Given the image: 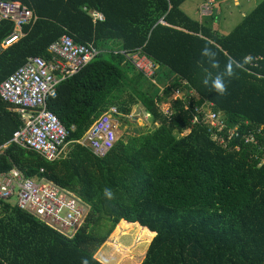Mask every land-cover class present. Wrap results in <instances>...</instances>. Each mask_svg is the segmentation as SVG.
<instances>
[{
  "label": "trees",
  "instance_id": "1",
  "mask_svg": "<svg viewBox=\"0 0 264 264\" xmlns=\"http://www.w3.org/2000/svg\"><path fill=\"white\" fill-rule=\"evenodd\" d=\"M188 1L11 0L38 21L11 44L15 24H0V85L30 57L49 62L50 47L65 35L100 52L48 101L70 132L64 158L49 161L17 144L0 155V174L17 169L27 179L48 180L92 212L68 238L0 200V264H102L95 253L121 223L152 237L135 264H264V1L226 36L215 15L200 22L184 13ZM93 13L103 21L93 23ZM206 41L214 43L219 70L249 58L223 97L201 83L211 70L201 56ZM140 49L158 65L162 91L121 53ZM177 92L184 98L171 101ZM167 102L165 114L159 105ZM207 103L225 126L221 132L193 124L195 117L203 120L197 111ZM13 108L0 96V146L22 126ZM112 108L126 125L139 108L154 129L118 139L97 158L79 141ZM106 187L114 192L111 201L102 194Z\"/></svg>",
  "mask_w": 264,
  "mask_h": 264
},
{
  "label": "built area",
  "instance_id": "2",
  "mask_svg": "<svg viewBox=\"0 0 264 264\" xmlns=\"http://www.w3.org/2000/svg\"><path fill=\"white\" fill-rule=\"evenodd\" d=\"M91 16L93 23L103 21L101 14L93 13ZM3 21L15 24L16 34L12 38L21 40L25 37L23 27L36 23L38 18L27 8L11 0H0V24ZM49 52L53 55L49 62L42 57H30L0 85L1 98L15 106L13 110L22 117L21 128L9 143L0 146V155L11 144L33 150L49 161L60 160L66 153L70 132L56 114L48 109V101L56 97L63 82L81 71L100 51L93 44H76L71 35H65L50 47ZM121 53L140 75L155 85L158 65L141 49ZM174 98L182 100L184 96L177 92ZM213 106L214 104L207 103L203 109L197 111L203 112L205 116H201L203 120L195 117L193 124L206 123L221 132L225 126L221 123L219 114L213 111ZM168 112L169 110L165 114ZM117 114L116 108H112L100 115L79 141L94 157L103 158L114 148L118 140L117 124L114 120V115ZM251 141L253 139L249 140ZM221 143H224L223 139ZM0 200H16L22 210L68 237L76 234L84 221H81L84 214L90 211V207L67 190L45 179H27L17 169L8 174H0Z\"/></svg>",
  "mask_w": 264,
  "mask_h": 264
},
{
  "label": "rangeland",
  "instance_id": "3",
  "mask_svg": "<svg viewBox=\"0 0 264 264\" xmlns=\"http://www.w3.org/2000/svg\"><path fill=\"white\" fill-rule=\"evenodd\" d=\"M201 1L203 0H189L183 5V12L193 20H197V13H195L194 10L195 8L200 9V5L204 3H201ZM217 1L219 3L218 5H221L219 6L221 7V20L218 23V31L226 36L241 23L245 16L249 15L264 0H238L239 5L236 4L237 0H224L223 3H221L223 0ZM205 12L207 16L206 19L211 17L212 10ZM164 88L165 87H161V90ZM174 96L175 95L171 97V101L176 99ZM169 102L159 105V110L162 113H165L169 110ZM132 114L129 117L130 123L128 125L123 124L122 121L119 118H116V115H114V120L117 124L118 139H123L124 137L129 139L130 137L140 135V133L146 134L148 132H152L154 129L152 119L150 117H146L144 111L141 109L135 111V109H133ZM10 204H17V201L12 200ZM88 214L89 213H85L81 221H86ZM122 224L123 223L117 226L109 240H107L105 244L101 246V248H99L95 253V258L98 259L102 264H135L137 262V257L141 256L142 254L144 255L148 250L152 237L150 238V236H148L146 233H143L142 228L139 225L136 226L129 224L126 225L128 226L126 227L122 226ZM124 228H130L128 231L126 230L127 235H124L126 234L124 233Z\"/></svg>",
  "mask_w": 264,
  "mask_h": 264
},
{
  "label": "clouds",
  "instance_id": "4",
  "mask_svg": "<svg viewBox=\"0 0 264 264\" xmlns=\"http://www.w3.org/2000/svg\"><path fill=\"white\" fill-rule=\"evenodd\" d=\"M213 47H214V43L213 42L206 41L205 42V46L203 47V49L201 51V56H202L203 60L209 65V68L211 69V70L205 69L204 75H203V77L201 79V83L203 84V86H205L206 88H209L211 91H213L217 96L223 97V96H225L227 94L228 84L230 83V81L234 77L237 76V70L238 69H242L243 68V64L247 63L249 58L246 57L245 60L242 63L230 60L225 65L223 70H219L220 66H219V61H218V58H217V53L213 50ZM154 86L156 88H158L160 91H162L161 87L157 84L156 79H155V85ZM167 86H168V84L166 85V87ZM117 115H119V113ZM60 188H62V187H60ZM62 189H64V188H62ZM64 190H67L68 192L72 193L84 205L90 207V211H89V214H88V217H89V215L92 212V206L89 205L88 203H86L84 200H82L78 195H76L71 190H68V189H64ZM102 194H103L104 198L106 200H108V201H111V200H113L115 198L113 190L111 188H109V187L104 188ZM88 217H87V219H88ZM87 219H86V221H87ZM86 221H83V223L79 227V229L76 232V234L84 227ZM53 230H55V229H53ZM56 232H58V231H56ZM58 233H60V232H58ZM60 234H62V233H60ZM62 235H64V234H62ZM68 238H72V237H68Z\"/></svg>",
  "mask_w": 264,
  "mask_h": 264
},
{
  "label": "crops",
  "instance_id": "5",
  "mask_svg": "<svg viewBox=\"0 0 264 264\" xmlns=\"http://www.w3.org/2000/svg\"><path fill=\"white\" fill-rule=\"evenodd\" d=\"M204 2V3H203ZM224 2V0L223 1H221V3H223ZM201 3H203V4H201L200 5V9H197V8H195V10H194V12L195 13H197V20H199L200 22L201 21H204V19L207 17L206 16V12L205 11H208V10H212V14L211 15H215L216 17H217V23L215 24V26L217 25V27H218V23L220 22V20H221V7H219V6H221V5H218L219 3H218V1L217 0H210V1H208V3H207V0H203V1H201ZM236 4L237 5H239V3H238V0L236 1ZM208 5H210V6H208ZM218 5V6H217ZM205 6H208V7H205ZM207 8V9H206ZM204 9V10H203ZM206 9V10H205ZM193 10V9H192ZM198 10V11H197ZM201 14V15H200ZM201 16H203V17H201ZM246 17V16H245ZM19 40L17 39V40H13L12 41V43H16V42H18ZM190 95L191 96H193L194 94L193 93H190ZM139 110V108H135V111H138ZM135 113V112H134ZM133 113V114H134ZM132 114V115H133ZM145 115H146V117H150V115L149 114H146V113H144ZM130 117V116H129ZM151 118V117H150ZM67 150H68V148H67ZM65 156V155H64ZM64 156L61 158V159H63L64 158Z\"/></svg>",
  "mask_w": 264,
  "mask_h": 264
},
{
  "label": "water",
  "instance_id": "6",
  "mask_svg": "<svg viewBox=\"0 0 264 264\" xmlns=\"http://www.w3.org/2000/svg\"><path fill=\"white\" fill-rule=\"evenodd\" d=\"M13 40H15V38H12V37H11V38L8 40V43H12Z\"/></svg>",
  "mask_w": 264,
  "mask_h": 264
}]
</instances>
